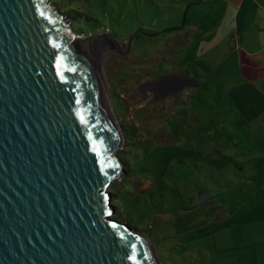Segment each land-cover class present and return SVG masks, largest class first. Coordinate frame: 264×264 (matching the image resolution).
<instances>
[{
	"label": "rangeland",
	"instance_id": "obj_1",
	"mask_svg": "<svg viewBox=\"0 0 264 264\" xmlns=\"http://www.w3.org/2000/svg\"><path fill=\"white\" fill-rule=\"evenodd\" d=\"M54 1L131 132L115 217L160 264H264V0Z\"/></svg>",
	"mask_w": 264,
	"mask_h": 264
},
{
	"label": "water",
	"instance_id": "obj_2",
	"mask_svg": "<svg viewBox=\"0 0 264 264\" xmlns=\"http://www.w3.org/2000/svg\"><path fill=\"white\" fill-rule=\"evenodd\" d=\"M47 1L0 0V264H160L112 216L123 134L82 38ZM212 198L199 190L187 208Z\"/></svg>",
	"mask_w": 264,
	"mask_h": 264
},
{
	"label": "trees",
	"instance_id": "obj_3",
	"mask_svg": "<svg viewBox=\"0 0 264 264\" xmlns=\"http://www.w3.org/2000/svg\"><path fill=\"white\" fill-rule=\"evenodd\" d=\"M48 2H50L51 4H54L55 3V1L54 0H48ZM60 13H62V12H64L65 13V15H68V18H70V20H71V18L73 19L74 18V13H73V16H71V14L69 13V11H66V10H61V11H59ZM93 29V28H92ZM125 129V133L123 134L124 135V138H128L130 135H131V132H130V130L128 129V128H124ZM116 154H117V156L122 160V162H124V176L123 177H125L126 175H127V173L129 172V174L130 175H127L126 177H125V179L127 180V179H129V178H131V169H130V167H129V165L127 166V164H126V161L124 160L125 158V156H126V152H125V150L122 148V149H119L117 152H116ZM214 197H215V194H214ZM113 202H114V200L113 199H111V203L113 204ZM112 216L113 217H118V216H120V214L118 213V215L116 214V211L112 214ZM115 217V218H116ZM185 229H186V227H185Z\"/></svg>",
	"mask_w": 264,
	"mask_h": 264
},
{
	"label": "snow or ice",
	"instance_id": "obj_4",
	"mask_svg": "<svg viewBox=\"0 0 264 264\" xmlns=\"http://www.w3.org/2000/svg\"><path fill=\"white\" fill-rule=\"evenodd\" d=\"M133 249H135V246H133ZM128 258H129L130 260H135V259H136L135 256H129Z\"/></svg>",
	"mask_w": 264,
	"mask_h": 264
},
{
	"label": "bare ground",
	"instance_id": "obj_5",
	"mask_svg": "<svg viewBox=\"0 0 264 264\" xmlns=\"http://www.w3.org/2000/svg\"><path fill=\"white\" fill-rule=\"evenodd\" d=\"M48 2V1H47ZM89 55H90V57L92 58V61H93V56L90 54V53H88ZM95 67V66H94ZM96 70V69H95ZM96 73H97V70H96ZM99 79V78H98ZM100 85H101V83H100Z\"/></svg>",
	"mask_w": 264,
	"mask_h": 264
}]
</instances>
